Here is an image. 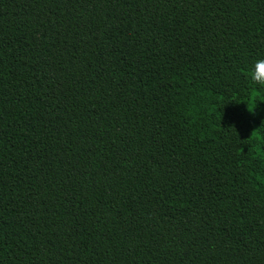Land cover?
I'll return each mask as SVG.
<instances>
[{
    "label": "trees",
    "instance_id": "obj_1",
    "mask_svg": "<svg viewBox=\"0 0 264 264\" xmlns=\"http://www.w3.org/2000/svg\"><path fill=\"white\" fill-rule=\"evenodd\" d=\"M261 57L264 0H0V264H264Z\"/></svg>",
    "mask_w": 264,
    "mask_h": 264
},
{
    "label": "clouds",
    "instance_id": "obj_2",
    "mask_svg": "<svg viewBox=\"0 0 264 264\" xmlns=\"http://www.w3.org/2000/svg\"><path fill=\"white\" fill-rule=\"evenodd\" d=\"M249 78L256 87L249 93L247 101L244 104L246 111L249 114H254L259 105L264 104L261 102L264 101V57L256 59L250 69ZM262 137H264V128L253 133V140L257 145L264 144ZM256 156L264 161V152L260 151L259 147H257Z\"/></svg>",
    "mask_w": 264,
    "mask_h": 264
}]
</instances>
